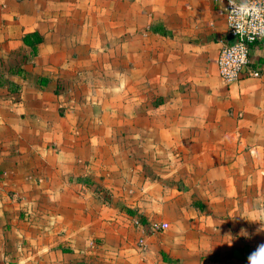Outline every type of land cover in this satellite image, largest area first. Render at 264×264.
Here are the masks:
<instances>
[{
  "label": "crops",
  "instance_id": "obj_1",
  "mask_svg": "<svg viewBox=\"0 0 264 264\" xmlns=\"http://www.w3.org/2000/svg\"><path fill=\"white\" fill-rule=\"evenodd\" d=\"M224 42L212 0H0V264H248L264 43L227 85Z\"/></svg>",
  "mask_w": 264,
  "mask_h": 264
},
{
  "label": "built area",
  "instance_id": "obj_2",
  "mask_svg": "<svg viewBox=\"0 0 264 264\" xmlns=\"http://www.w3.org/2000/svg\"><path fill=\"white\" fill-rule=\"evenodd\" d=\"M224 4L226 42L222 44L216 58L220 79L225 84L235 83L244 76L257 78L258 72L251 70L250 50L264 43V0H212ZM166 224L154 223L153 232H159Z\"/></svg>",
  "mask_w": 264,
  "mask_h": 264
},
{
  "label": "clouds",
  "instance_id": "obj_3",
  "mask_svg": "<svg viewBox=\"0 0 264 264\" xmlns=\"http://www.w3.org/2000/svg\"><path fill=\"white\" fill-rule=\"evenodd\" d=\"M252 222H259L261 227L257 231H264V219ZM248 264H264V244L259 245L256 250L248 257Z\"/></svg>",
  "mask_w": 264,
  "mask_h": 264
},
{
  "label": "trees",
  "instance_id": "obj_4",
  "mask_svg": "<svg viewBox=\"0 0 264 264\" xmlns=\"http://www.w3.org/2000/svg\"><path fill=\"white\" fill-rule=\"evenodd\" d=\"M30 38H34L33 40V42H39V41H41V38H40V36H38V35H36V34H31V35H27V36H25L24 38H23V41H24V43L25 44H29L30 43Z\"/></svg>",
  "mask_w": 264,
  "mask_h": 264
}]
</instances>
